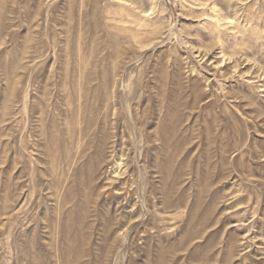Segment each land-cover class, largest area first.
Wrapping results in <instances>:
<instances>
[{"label":"rangeland","instance_id":"obj_1","mask_svg":"<svg viewBox=\"0 0 264 264\" xmlns=\"http://www.w3.org/2000/svg\"><path fill=\"white\" fill-rule=\"evenodd\" d=\"M0 264H264V0H0Z\"/></svg>","mask_w":264,"mask_h":264},{"label":"bare ground","instance_id":"obj_2","mask_svg":"<svg viewBox=\"0 0 264 264\" xmlns=\"http://www.w3.org/2000/svg\"><path fill=\"white\" fill-rule=\"evenodd\" d=\"M70 136H71V134H70Z\"/></svg>","mask_w":264,"mask_h":264}]
</instances>
